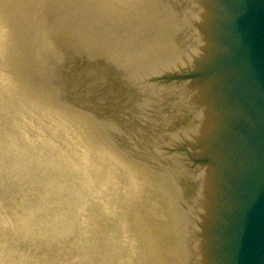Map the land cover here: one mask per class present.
Here are the masks:
<instances>
[{"label": "rangeland", "instance_id": "1", "mask_svg": "<svg viewBox=\"0 0 264 264\" xmlns=\"http://www.w3.org/2000/svg\"><path fill=\"white\" fill-rule=\"evenodd\" d=\"M157 11L143 0H0V264H154L147 222L171 247L173 184L197 169L185 141L148 147L162 110L146 88H171L179 125L191 94L160 76L179 70L122 67L166 34Z\"/></svg>", "mask_w": 264, "mask_h": 264}, {"label": "water", "instance_id": "2", "mask_svg": "<svg viewBox=\"0 0 264 264\" xmlns=\"http://www.w3.org/2000/svg\"><path fill=\"white\" fill-rule=\"evenodd\" d=\"M198 11L199 64L169 78L197 85L201 138L185 150L204 166L202 264H264V0Z\"/></svg>", "mask_w": 264, "mask_h": 264}, {"label": "bare ground", "instance_id": "3", "mask_svg": "<svg viewBox=\"0 0 264 264\" xmlns=\"http://www.w3.org/2000/svg\"><path fill=\"white\" fill-rule=\"evenodd\" d=\"M145 1L149 13L154 4L159 7L158 15L165 35L153 43L148 49V53L143 56V60L135 61L134 58L126 61L124 73L135 77V74L144 72L148 77L152 75L195 68L199 64V11L198 0H143ZM160 44V45H159ZM142 62L143 65L139 63ZM122 75V73H121ZM165 75L162 80L167 81ZM162 82V81H161ZM190 80H186V87L180 91L191 94L186 103L192 104V117L188 124L173 123L171 115L166 109L170 103L167 101V94L171 88H164L163 91L155 93L153 89L146 88L149 99L157 98L161 103V117L158 131H145L149 138L148 147L153 143H160L162 146L175 141L194 142L200 136L198 104L194 101L198 99L197 85L194 87ZM159 86V84H157ZM134 91L139 92L137 84L133 85ZM189 89L190 92L187 91ZM197 105V107H195ZM171 123L172 126L170 125ZM137 128H131L132 134L137 135ZM201 145V144H200ZM202 148V145H201ZM89 148L86 151L89 152ZM144 162H147L144 160ZM204 166L191 172V180L188 185L183 184L179 179L175 182L176 197L172 201L175 213V229L169 242L171 247L166 248L160 243L157 235L151 232L150 222H147L145 235L147 251L153 257L154 264H202L199 225L203 194ZM172 198V196L170 197ZM169 198V199H170ZM151 213L147 210V215ZM150 226V227H149ZM145 228V225H144ZM145 233V231H144Z\"/></svg>", "mask_w": 264, "mask_h": 264}]
</instances>
